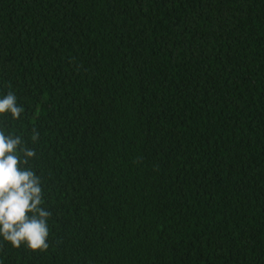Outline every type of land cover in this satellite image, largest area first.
<instances>
[{
    "label": "trees",
    "instance_id": "16d2710c",
    "mask_svg": "<svg viewBox=\"0 0 264 264\" xmlns=\"http://www.w3.org/2000/svg\"><path fill=\"white\" fill-rule=\"evenodd\" d=\"M10 91L50 235L0 264H264V0H0Z\"/></svg>",
    "mask_w": 264,
    "mask_h": 264
},
{
    "label": "clouds",
    "instance_id": "9594fccd",
    "mask_svg": "<svg viewBox=\"0 0 264 264\" xmlns=\"http://www.w3.org/2000/svg\"><path fill=\"white\" fill-rule=\"evenodd\" d=\"M24 108L14 92L0 98V116L11 115L20 120ZM39 139L33 129L32 141ZM36 151L23 139L0 130V237L13 248L22 246L34 253L45 252L49 244L48 219L41 178L30 167L29 159Z\"/></svg>",
    "mask_w": 264,
    "mask_h": 264
}]
</instances>
